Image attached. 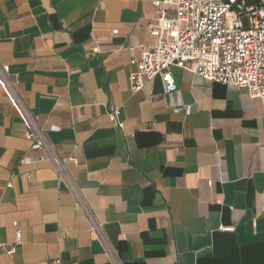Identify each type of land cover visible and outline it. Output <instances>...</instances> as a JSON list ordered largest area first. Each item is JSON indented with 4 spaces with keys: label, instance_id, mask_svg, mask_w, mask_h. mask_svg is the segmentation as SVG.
Wrapping results in <instances>:
<instances>
[{
    "label": "crops",
    "instance_id": "1",
    "mask_svg": "<svg viewBox=\"0 0 264 264\" xmlns=\"http://www.w3.org/2000/svg\"><path fill=\"white\" fill-rule=\"evenodd\" d=\"M161 1L0 0V64L76 159L71 186L0 84V264H264L261 100L179 67L131 90Z\"/></svg>",
    "mask_w": 264,
    "mask_h": 264
},
{
    "label": "built area",
    "instance_id": "2",
    "mask_svg": "<svg viewBox=\"0 0 264 264\" xmlns=\"http://www.w3.org/2000/svg\"><path fill=\"white\" fill-rule=\"evenodd\" d=\"M154 6L158 13L157 23L151 27L154 42L143 47L139 57L131 62L136 68L130 75L133 92L159 77L164 93L171 96L177 87L169 69L179 67L204 81L246 90L251 97L261 100L264 107V0H162ZM0 84L9 91L28 123L25 139L31 143V150L42 151L51 161L57 178L72 186L67 167L76 163V159L69 157L63 161L57 156L37 118L19 97L17 82L8 65L0 64ZM170 105L180 111L178 103ZM117 116L118 110L113 111L108 120L117 123ZM43 160V157L24 158L22 164ZM221 230L233 229L221 227ZM20 240L21 233L17 230V243ZM13 252L14 247L8 251ZM51 264L62 261L57 259Z\"/></svg>",
    "mask_w": 264,
    "mask_h": 264
}]
</instances>
